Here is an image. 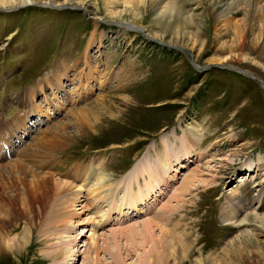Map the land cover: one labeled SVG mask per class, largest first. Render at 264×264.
<instances>
[{
	"label": "rangeland",
	"instance_id": "rangeland-1",
	"mask_svg": "<svg viewBox=\"0 0 264 264\" xmlns=\"http://www.w3.org/2000/svg\"><path fill=\"white\" fill-rule=\"evenodd\" d=\"M109 1L0 4L4 116L17 113L19 126L28 103L40 110L35 91L43 103L64 100L28 116L17 145L10 132L0 137L8 146L0 148V264H264V216L249 214L264 215V0L252 23L244 4L224 20L232 0H187L192 24L156 18L145 6L143 23L131 27L114 13L120 1ZM59 71L62 86L48 85ZM78 108L86 119L76 124ZM17 115L0 120L12 127ZM58 128L64 136L55 138ZM162 151L169 161L191 152L190 160L171 162L162 188L130 208L128 194L142 186L148 164L162 166ZM48 173L52 191L57 180L71 184L70 195L81 191L75 207L84 211L70 215L76 223L62 224V205L56 210L38 183ZM189 173L195 180L176 192ZM237 193L243 201L232 205V220L249 214L240 224L221 211ZM162 229L185 234L193 248L172 250Z\"/></svg>",
	"mask_w": 264,
	"mask_h": 264
},
{
	"label": "bare ground",
	"instance_id": "bare-ground-1",
	"mask_svg": "<svg viewBox=\"0 0 264 264\" xmlns=\"http://www.w3.org/2000/svg\"><path fill=\"white\" fill-rule=\"evenodd\" d=\"M111 1V0H110ZM109 1V2H110ZM118 1H120V6L121 7H119L117 10H115L116 12H114V13H117L118 14V16L119 15H121V13H123V16H124V18H121V20H124V22H127L126 23V25L127 26H132L133 24H138V25H140L139 23H143V15H141V11H142V9L145 7V6H149V8L151 9V11H152V13L155 15V17L156 18H168V19H171V16L172 15H174L172 18L173 19H175V20H177V21H179V22H185L186 24H185V26L186 25H189L190 23L192 24L193 23V21H192V16H191V14L189 13V12H187V10H185V4H186V1L187 0H118ZM189 1H195V2H198L199 0H189ZM21 3V4H26V3H30V2H34V0H0V4H2L1 5V7H9V5L8 4H14V3ZM83 3V2H82ZM257 3H258V0H232V2H230V4H228L226 7H225V10H224V12L222 13V15H223V17H224V20H226V19H228V17L230 16V15H232V13H234L235 11H237L238 9H240L241 7H243L244 8V12L243 13H245L246 14V16H248L249 17V20L251 21V23L256 19V12L258 11V10H261L260 9V6H258L257 5ZM109 5L111 4V3H108ZM113 4H115V3H113ZM241 4H244V5H241ZM83 5H85L87 8L88 7H90L89 9L91 10V11H94V5H93V3H91V2H84L83 3ZM241 5V7H239ZM260 5V4H259ZM110 7H113V6H108V7H106V8H108V9H111ZM215 8H217V4H215ZM263 10V9H262ZM263 14V13H262ZM114 15L112 14V13H106L105 14V17H108V18H115V17H113ZM258 16V15H257ZM260 16L263 18V20H264V14L263 15H261V13H260ZM264 22V21H263ZM118 23L119 24H121V25H124L125 27H127L125 24H123V23H121V22H119L118 21ZM131 23H132V25H131ZM134 26V25H133ZM251 26V25H250ZM176 27V26H175ZM142 27H138V28H136V29H139V30H141L142 31V29H141ZM264 28V27H263ZM164 29V28H163ZM153 30V29H152ZM143 33V32H142ZM263 33V32H262ZM144 34V33H143ZM145 35V34H144ZM146 36L148 37V38H151V36L148 34V33H146ZM160 37H162V38H164L165 37V34H163V33H161L160 34ZM153 38V37H152ZM59 74L60 75H58L57 77H55V78H53V82H51V81H48V85H50V86H52L53 84H55V80L57 81L56 82V84L59 86V85H61V81H60V77L62 76L63 77V74L59 71ZM55 75V74H54ZM46 76V75H45ZM56 85V86H57ZM80 85H82V84H80ZM62 86V85H61ZM60 86V87H61ZM89 87V86H88ZM34 88V87H33ZM31 89V88H30ZM29 89V90H30ZM28 90V91H29ZM86 90H87V87H84V88H82V92L81 93H85L86 92ZM90 90V89H89ZM56 95V94H55ZM73 95V94H72ZM77 95H80V94H77ZM53 98V97H52ZM30 100V99H29ZM57 100V99H56ZM60 103V102H59ZM61 103H62V101H61ZM32 102H30L29 103V107H28V111H33V107H32ZM71 110V109H70ZM85 111H86V109L85 108H82V109H79L78 108V110H76V111H74V112H76V116H75V121H76V124H77V122H79V123H82V122H84L85 121V119H86V115H85ZM37 114V113H36ZM15 116V115H14ZM4 119H5V117H4ZM7 119H10V118H7ZM16 121H17V118H16ZM2 126H4L3 125V122H2V120H0V128L2 127ZM4 127H6V126H4ZM9 127H7V129H8ZM60 129L58 128V129H55V131H54V134L56 135V137L55 138H60V137H62V136H64L63 135V133H59L60 131H59ZM53 133V132H52ZM1 135V134H0ZM41 147V146H40ZM37 149V148H36ZM163 150H165V148L163 149ZM39 151V150H38ZM36 152H37V150H36ZM41 152V151H40ZM162 152H164L165 153V157H163V158H159V159H161V161H162V166L160 165V164H157V166L155 167V168H153V166L151 165V164H148V167L144 170L145 171V176H143L142 177V186L140 185L139 186V188L138 189H136V190H134V192L136 193L135 195H136V197L137 198H134V192L133 191H131L130 193H132V195H129L128 194V196L129 197H132V201H130V202H127V198L126 197H124V195H122L121 196V198H126V200H125V202H127L126 204H128V203H130V208H132V209H136V205H135V201H136V199H138L139 201H144V200H146L150 195H153L154 194V192H156V190L157 189H159L160 190V188H162L161 187V185H164V183H165V181H166V179L164 178V176L161 174V173H163V172H165V170L166 169H170L171 167H172V164H171V162H174L175 164L176 163H181V159L182 158H184L185 157V161L187 162H189V160H190V158L188 157V156H185L186 154H190L191 152H187L184 156H182V155H180V156H177L175 159H174V161H169L168 159H167V157H166V151H162ZM41 155H44L43 153H41ZM158 159V158H157ZM47 161H45V163H46ZM134 163V162H133ZM132 163V164H133ZM132 167H131V170L128 172L129 174H131V172H132V170L135 168V167H133V165H131ZM181 166V165H180ZM2 168V167H1ZM176 170L177 169H175V172H176ZM29 171H32V169L31 168H29ZM84 172V169L83 170H81L80 172ZM197 171V170H196ZM83 172H82V174H83ZM128 173H126L125 175H128ZM196 174H197V172H196ZM79 175H81V173H76L74 176H73V179H79ZM124 175V176H125ZM176 175V174H175ZM194 177H195V173H189L186 177H184V179H183V182H182V185H180L179 186V188L176 190V192H179V191H181V190H184V191H186L187 189H188V185L190 184V183H192V181H194L195 179H194ZM102 178V177H101ZM196 178V177H195ZM101 180V179H100ZM53 176H52V174H50V173H48V174H43L42 176H41V178L39 179V181H38V183L42 186V187H44L45 189H46V192L49 194L50 192H52V195H50L49 194V198H51L52 196H54L53 198H55L54 200H57L58 201V203H59V208H57L58 206H55L57 209L56 210H58V209H60L61 208V206H60V204L62 205V207L63 208H61L62 209V211L60 212V213H62L61 214V217H59V218H61V219H59L60 221H62L63 223L62 224H72V223H74L75 221H73V219L75 218H71L70 217V215H71V213L73 212V209H74V211H78V209L80 210V211H82L83 209H82V206L81 207H79V208H76L75 206H76V203L77 202H79L80 200V197L81 196H79V194H81V191L78 189V190H75L76 191V194H74L73 193V195H70V193L68 192V189L70 188V186H71V184H69L68 182H62V181H60V180H57V182H60V183H62V185L61 186H56V187H58L57 189H56V191H52L54 188H53V186L54 185H52L53 183ZM100 184V183H99ZM136 185H138V182H137V184ZM62 188V192L61 191H59L60 189L59 188ZM143 187V188H142ZM66 188V189H65ZM80 188H81V186H80ZM96 189V188H95ZM70 190V189H69ZM66 191V192H65ZM87 191H90V193H92L91 192V189L89 188H87ZM127 191H129V190H127ZM98 192H99V190H98ZM95 194H97L96 192H95ZM69 197H71V198H68V196ZM126 195V194H125ZM180 195V194H179ZM94 196H96V195H94ZM173 196H176V194L174 193V194H172L170 197H173ZM236 196H238V193L236 194ZM98 197V196H97ZM234 197V196H233ZM156 198V196L154 197V199ZM149 199V198H148ZM52 200V199H51ZM124 200V199H123ZM239 200H241V198L238 196L237 197V199H236V202L234 201V203L232 202V200H231V198H229V197H227V199L225 200V202H224V204H222L221 205V211H222V214H223V216H225V218H226V220H231L232 222H235L236 224H240L241 223V221L242 220H244V219H247V215H249V214H252L253 215V217L255 218V219H257V220H259L260 218H262L264 215H262V214H258L257 212H251V213H249V214H245L243 217H241L240 219H234L235 221H233L232 219L233 218H231L232 217V215H233V209H234V206H236L235 208H237V202H239ZM56 201V202H57ZM133 201H134V203H133ZM243 200H241L240 202H242ZM53 203H55V201L53 202ZM138 203H140V202H138ZM239 204V203H238ZM132 205V206H131ZM232 205H234L233 206V208H232ZM53 206V207H54ZM78 206H80V205H78ZM122 206V205H121ZM134 207V208H133ZM69 208H72L71 210L69 209ZM240 208V207H239ZM129 209V208H128ZM137 209H138V207H137ZM53 210V209H52ZM117 210V209H116ZM54 211V210H53ZM59 211V210H58ZM84 211V210H83ZM129 211V210H128ZM58 213V212H57ZM74 214H76V212H73ZM72 213V215L73 216H75L74 214ZM80 213V212H79ZM119 213H121V212H119ZM118 213V214H119ZM235 213V212H234ZM237 213V212H236ZM257 213V214H256ZM55 214V213H54ZM59 214V213H58ZM121 214H123V213H121ZM57 215V214H56ZM160 216V215H159ZM56 217H58V216H56ZM55 220H56V218H54ZM169 219V218H168ZM167 219V220H168ZM78 220H81V219H78L77 218V221ZM85 220V219H84ZM84 220H82V221H84ZM154 220H156V219H154ZM154 220H152V219H147V220H144L143 222H146L144 225H148L149 226V228H151V227H153V225H158ZM165 220V219H164ZM57 221V220H56ZM59 222V221H58ZM81 222V221H80ZM76 223V222H75ZM77 223H79V221L77 222ZM234 223V224H235ZM74 225V224H73ZM67 226H69V225H67ZM67 226H64V227H67ZM70 226H72V225H70ZM63 227V229H65ZM68 228V227H67ZM62 229V230H63ZM73 229V228H72ZM166 229V228H165ZM168 229V228H167ZM61 230V231H62ZM68 230V229H67ZM66 229L65 230H63L64 232L65 231H67ZM120 230V229H119ZM119 230H114V231H119ZM141 230V229H140ZM161 230V229H160ZM162 230H164V229H162ZM168 230H170V229H168ZM167 230V231H168ZM62 231V232H63ZM165 231V230H164ZM167 231H165V233H166V235L168 236V237H170V240H169V244L167 245V246H169V248H172V250H174L175 248L176 249H184V252H183V256H184V254H186V253H188V252H190V250L193 248L192 247V244H194V241H191V240H188L187 238H186V236H185V234L183 235V234H179L180 236H178L177 234H176V232L174 233V234H176V235H174L173 234V232H170L169 233V231L167 232ZM142 232H143V228H142V230H141V233L140 234H142ZM161 232V231H160ZM165 233L164 234H161L162 236L163 235H165ZM165 235V236H166ZM166 236V237H167ZM166 239V238H165ZM193 240V239H192ZM165 242V241H164ZM87 244V243H86ZM86 247V246H85ZM88 247V246H87ZM171 250V249H170ZM171 250V251H172ZM173 254V253H172ZM174 256V255H173ZM174 258V257H173ZM185 258H187V257H185Z\"/></svg>",
	"mask_w": 264,
	"mask_h": 264
}]
</instances>
